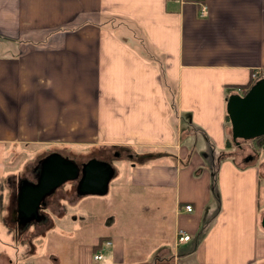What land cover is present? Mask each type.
I'll list each match as a JSON object with an SVG mask.
<instances>
[{
    "label": "crops",
    "instance_id": "crops-1",
    "mask_svg": "<svg viewBox=\"0 0 264 264\" xmlns=\"http://www.w3.org/2000/svg\"><path fill=\"white\" fill-rule=\"evenodd\" d=\"M253 69L264 72V0H0V144L69 158L94 146L105 160L112 148L142 163L121 181L140 204L76 213L79 200L63 197L64 212L58 195L44 218L18 224L17 174L1 155L0 225L32 241V227L34 238L90 218L104 233L67 234L75 264H264V165L224 145L226 97ZM177 228L190 238L177 243ZM8 256L0 264H18Z\"/></svg>",
    "mask_w": 264,
    "mask_h": 264
},
{
    "label": "rangeland",
    "instance_id": "rangeland-1",
    "mask_svg": "<svg viewBox=\"0 0 264 264\" xmlns=\"http://www.w3.org/2000/svg\"><path fill=\"white\" fill-rule=\"evenodd\" d=\"M227 136L228 138L230 137L229 127L227 128ZM237 142L239 143V147H236L232 144V147H229L230 151H233L234 154L243 156L244 158L247 153L251 154L254 158H256L257 162H259L261 166L264 165V149H252L251 146H255L253 144H250L247 139H237ZM92 147L87 145H76L75 147L72 146L70 151L79 155H84L83 157H75L76 160L80 159L83 161L91 157V155H93L97 151L94 150ZM54 149L55 147H49L39 143L31 142H16L10 144L9 146L7 144H5L4 146L0 144V156L2 155V157H12L11 159H1V162L6 163L5 167L3 168L7 169L6 167L11 166L9 167V169H12V173L13 170H15L14 173L17 174V176H23L28 173L29 169L32 167L33 164L38 162L39 158L43 157L49 151H54ZM109 150V153L107 152L108 150L103 152H101L100 150L102 155H105L109 159L108 161H110L116 169L115 174L110 178L108 182V188L110 189L106 193L100 196L85 194L76 197L74 192L75 183L73 182V180H67L57 186L52 192V195L46 197L49 204L52 201L51 199L53 198H56V200H58V195L61 196L60 204L65 207L64 212L70 210V203L68 202V200H74V198H77V201L79 200V202H77V205L73 207V210L76 213L77 210L75 209L84 208L88 204L95 206H107L111 202L120 203L121 201H129L134 204H140V199H132L133 195L131 190L124 187L125 185L121 187V181L125 180L128 177L132 166L142 165L141 161L136 159L129 160V165L124 162V159L126 160V157L129 156L127 152H118L116 155H112V148H110ZM32 155L34 157L31 161H29V158L32 157ZM95 155L97 157L102 156L97 153ZM169 158L171 160V164L174 163V159L171 157ZM148 164H150V162L146 163V165ZM15 179L13 180L15 181ZM114 191L118 196L114 195ZM63 197L68 200H66L65 202L63 200ZM56 200L53 199V201L55 202ZM46 210L47 209L44 207L42 208L41 212L43 214L50 213V211L47 212ZM51 216H54L53 213L51 214ZM100 216L101 214H97L95 217L98 218ZM65 220L66 219H64L62 222L65 223ZM78 226L80 228L76 230V228L68 226L66 224L64 227H60L58 229H56V226L51 225L47 228L46 231L36 235L34 238L33 234L40 233L41 230L40 227H37V231L33 230L32 227L29 231L27 230L28 232L26 234V238H28V240H33L26 241V239L24 238H18V236L12 233V230H10V228L4 225H0V254L9 255L10 258L13 261L18 262V264H28L25 259L32 255H39V258L34 259L32 261V264H75V257L72 252L75 250L76 246L73 242L71 243V241L69 242L68 239H66L67 234H72L75 236L79 234V238L82 242L86 240L91 234L94 235L99 234L101 232L104 233L103 227L91 222L90 218H87L85 223H80L78 224ZM5 229L9 230L7 231ZM6 232L8 234H6ZM51 254L53 255V257H55V261L51 260Z\"/></svg>",
    "mask_w": 264,
    "mask_h": 264
},
{
    "label": "water",
    "instance_id": "water-1",
    "mask_svg": "<svg viewBox=\"0 0 264 264\" xmlns=\"http://www.w3.org/2000/svg\"><path fill=\"white\" fill-rule=\"evenodd\" d=\"M225 112L230 125L231 139H248L264 134V77L250 84L245 91L226 97ZM115 167L105 159L89 157L76 164L67 155L51 151L41 157L36 180L24 179L16 188L17 223H29L38 217V208L46 205V196L67 180H75L74 192L101 195L107 191ZM264 231V212L259 221Z\"/></svg>",
    "mask_w": 264,
    "mask_h": 264
},
{
    "label": "built area",
    "instance_id": "built-area-1",
    "mask_svg": "<svg viewBox=\"0 0 264 264\" xmlns=\"http://www.w3.org/2000/svg\"><path fill=\"white\" fill-rule=\"evenodd\" d=\"M175 1H177L179 3H182L185 0H175ZM205 14H206V6L201 3V4H199V15L203 16ZM260 73H261L260 70L253 69L252 72L250 73V75H251L250 76V82H252L254 79H256ZM246 88H247L246 86H239V87L236 88V91H237V93L242 94L245 91ZM183 207H184V209L186 211H190L191 210V206L189 204H184ZM189 238H190V234L188 232H186L182 228H177L176 229V231H175V240H176L177 243L185 242ZM104 245H110V240L109 239L104 240ZM101 256H102V253H101V251L99 249H97L92 254V258L94 260H99L101 258Z\"/></svg>",
    "mask_w": 264,
    "mask_h": 264
},
{
    "label": "flooded vegetation",
    "instance_id": "flooded-vegetation-1",
    "mask_svg": "<svg viewBox=\"0 0 264 264\" xmlns=\"http://www.w3.org/2000/svg\"><path fill=\"white\" fill-rule=\"evenodd\" d=\"M262 77H264V72H261L259 75H258V77L256 78V79H254L252 82H250L251 84L254 82V81H256L257 79H260V78H262ZM50 152V151H49ZM49 152H47V153H49ZM116 154V151H114V152H112V155H115ZM46 155V154H45ZM41 158H39V160H40ZM70 159H72L74 162H76V164L77 165H79L81 162V160H75L76 158H70ZM39 160H38V162H36L35 164H33L32 165V167L29 169V171H28V173L27 174H25V175H23V176H20V175H18L17 176V178L15 179V182H13V188H14V194H13V197H12V200H13V202H15L16 203V188H17V186H21L22 185V181L24 180V179H26V180H28V181H30V182H34L35 180H36V174H37V170H38V166H39ZM74 181V180H73ZM50 195H52V192L49 194V195H47L46 197H49ZM48 204H49V202H48V200L46 199V205L44 206V207H46V206H48ZM44 207H39L38 208V214H39V217H43L44 218V215H43V213L41 212V210H42V208H44Z\"/></svg>",
    "mask_w": 264,
    "mask_h": 264
},
{
    "label": "trees",
    "instance_id": "trees-1",
    "mask_svg": "<svg viewBox=\"0 0 264 264\" xmlns=\"http://www.w3.org/2000/svg\"><path fill=\"white\" fill-rule=\"evenodd\" d=\"M250 84L251 83H249V84L247 83L245 86L248 87ZM225 119L228 122L227 126L230 128L228 117H227L226 113H225ZM237 139H243V138H236V140H232L231 139V133H230V137L229 138H228V136L226 137L225 144H224L225 147H227V148H229L230 146L232 147V144L235 145L236 147H239V143L237 142ZM244 140H246V139H244ZM247 140L250 144H253L255 146V147L251 146L252 149H254V148H256V150L257 149H261V150L264 149V134L257 135V136L252 137V138H248ZM63 155H65V154H63ZM246 157H248V156H246Z\"/></svg>",
    "mask_w": 264,
    "mask_h": 264
}]
</instances>
